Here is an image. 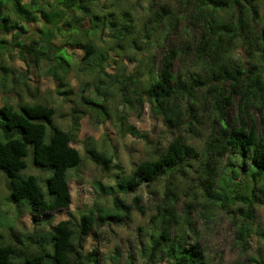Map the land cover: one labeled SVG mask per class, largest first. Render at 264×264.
<instances>
[{"label":"clouds","instance_id":"1","mask_svg":"<svg viewBox=\"0 0 264 264\" xmlns=\"http://www.w3.org/2000/svg\"><path fill=\"white\" fill-rule=\"evenodd\" d=\"M50 2L52 8L49 11L59 13L60 16L55 27H59L66 20L70 21L73 15H83L75 10L63 9L55 0ZM101 4L108 7L102 9ZM145 4L150 11L143 7ZM38 6L46 7L44 4ZM89 6L93 12L102 17L106 12H115L117 19L121 11H130L132 23L129 26V34L122 38L119 35V28L116 30L105 28L106 34L112 32L110 41L96 45L95 52L84 63L77 64L73 61L70 69L60 72L64 87L72 89L73 95L69 99L75 102L74 105H65L61 111L68 112L71 107L84 108L80 102L82 96L97 99L104 106L103 110L84 109L85 115L79 119L99 122L112 133L111 147L115 149L112 165H119L120 168L117 171L115 167H111L108 175L120 176L121 182L136 171L134 165L139 166L144 161L155 159L157 153L164 154L168 151L169 145H183L188 153L182 163L165 172L162 177H157L153 183L141 185L136 192L121 197L129 209L125 214L128 219L121 225L95 226L104 237L100 248L104 264H130V254L132 264H170L169 249L179 250L180 246L188 248L193 244L201 245L211 264L219 257L214 233L218 230L217 225L222 226L221 221L233 223L230 236L244 226L250 229L249 234L252 236L246 250L236 247L226 259L234 258L239 264H264V237L256 235V233H264V212L258 220L246 221L243 216L234 214L237 208L244 205L227 203L223 209H214L212 216L214 224H206L203 216L204 206L208 201L201 199L202 189L210 191L205 183L203 171L205 161H208L209 168L214 166L218 171L223 172L230 158L227 153L222 158L213 157L209 147L220 135L219 124H213V118L208 112L214 99V95L212 97L208 95V90L213 87L210 78L218 69L231 72L239 68L241 72L244 71L246 58L241 52V39L237 38L231 46L226 45L218 50L214 57L208 54L200 60H194L191 54L184 50L185 44L191 42L190 17L195 15L191 6H185V0H94ZM161 6L170 8L171 12L157 17L154 14L158 13ZM177 21L182 29L177 39V60L174 62L175 67L171 70V75L165 76L164 57L169 51L165 35H171ZM104 23H107L106 19ZM121 23L127 25L128 22L121 21ZM257 23L264 27V11L261 12ZM145 36L149 39L146 40ZM81 40L89 43L86 34H81ZM133 41L136 42L139 51L133 48ZM114 44H122L123 51L115 49ZM126 57L131 62L126 60ZM36 78L45 80V87H51L50 76L41 75ZM199 83H204L203 89L194 88V85ZM156 85L160 86L155 87ZM93 89L100 93L99 97L93 95ZM35 91L36 88L33 86V92ZM152 95L161 97L157 101L160 107L153 105L151 100L147 99ZM12 103L14 105L15 101L13 100ZM146 104L150 107V112H145ZM149 116L154 118L151 126L146 123ZM216 119L218 120V117ZM166 121L173 127L170 128ZM65 124L67 125V121ZM130 125L136 126L134 133ZM152 126L155 127V131L152 130ZM94 143L95 141L92 144L81 142L82 147L88 148L93 147ZM103 143L104 151H108L109 141L106 139ZM213 160H215L214 165ZM89 170L92 171L93 179L113 183L111 179H105L100 167L89 165ZM181 172L184 174L181 175ZM198 182H200L199 187ZM228 182L232 188V191L226 193L229 200L233 195L243 194L242 181L233 184L229 179ZM166 190L176 197L175 204L171 199L161 201L159 196L146 194L147 192L164 193ZM111 195L121 194L113 192ZM110 199L111 196L95 199L97 207L102 208L103 211L93 214L104 215L113 211ZM135 199H139V203H135ZM93 202V200L87 202L88 210H92ZM185 204L189 205L187 214ZM172 208H175L174 216L171 212ZM165 209L169 211L165 213L163 211ZM229 210L232 215L228 214ZM33 231L31 227L28 228L29 234ZM161 235L167 236L163 242L159 239ZM78 236L79 232L74 231L71 240L74 245ZM141 243L144 245L143 254H141ZM153 245L156 246V255H152ZM84 250V253H81L82 257L91 251L87 242L84 244ZM114 250L120 253L119 259L115 257ZM159 256L164 257L163 261L158 258Z\"/></svg>","mask_w":264,"mask_h":264},{"label":"trees","instance_id":"2","mask_svg":"<svg viewBox=\"0 0 264 264\" xmlns=\"http://www.w3.org/2000/svg\"><path fill=\"white\" fill-rule=\"evenodd\" d=\"M62 1L67 8L83 14L89 13V5L94 2L92 0ZM3 2L4 0H0V3ZM12 2L16 3V9H18L20 0H12ZM189 6L195 12V15L190 17V26L196 35L190 36L191 42L185 44L184 50L190 53L194 60H200L208 54L214 57L218 50L226 45L231 46L237 38L242 41L241 52L246 58L243 72L239 68L231 72L218 69L210 78L213 87L208 90V95L210 97L214 95V99L209 107V114L212 115L213 124H219L220 135L209 147L213 157L222 158L227 153L230 158L223 172L218 171L214 166L209 168L208 161H205L203 171L205 183L210 191L202 189L201 199L208 201L205 205L208 209L224 208L227 203L244 205L237 208V211L248 218V220L245 219L246 221H251L255 215V204L259 199L264 200V27L257 23L261 12L264 11V2L262 0H243V2L242 0H190ZM160 8L164 10L165 7ZM110 15L112 21L108 22V29L119 28L121 38L128 35L129 26L132 23L130 13L121 11L119 19L113 16V12ZM155 15L159 17L163 14L158 12ZM121 18L122 21L128 22L127 25H119ZM0 23L2 28L9 23L12 27L19 26V29L24 30L23 26L14 20L11 21L3 13L0 14ZM50 33V31L45 32L48 36L42 42L32 39L28 43H19L20 55L24 60L26 56L31 57L32 61L39 66L40 61L50 58L49 54L53 50L52 60L55 63L47 72L58 78L62 85L64 82L60 72L69 69L70 63L65 52L59 48L54 49L51 45L48 39ZM109 34L112 36V32ZM177 39L168 44L169 51L164 57L165 76L171 75L174 61L177 60ZM83 48L85 53L81 60L85 62L95 52V46L86 43ZM194 88L203 89L204 83L196 84ZM59 92L66 93V91ZM185 95H187L186 91ZM234 97L239 100L238 110L234 118L228 120L226 110L232 105ZM147 99H150L153 105L160 107L157 104V101L161 99L160 96L152 95ZM83 100L98 105L92 100L85 98ZM249 108L254 111V118L250 117ZM54 113L52 106L42 102H24L18 106L5 102L0 106V171L5 176L8 199L26 204L29 213L35 218L46 212L69 206L71 195L68 170L77 168L81 162L79 151L70 144L73 140L72 133L51 124ZM77 123V120L73 122L75 125ZM166 123L170 128L173 127L170 122L166 121ZM47 125H51V132L48 141H45ZM130 128L134 133V127ZM13 129L17 130L18 134L14 135ZM29 144L32 147L33 164L49 171L44 179L45 189L39 185L40 179L37 175L20 174V171L27 166L25 157ZM87 153L104 169L111 162L110 157L105 156L95 147L87 148ZM187 155L185 146L169 145L168 151L164 154L157 153L155 159L144 161L139 166L134 165L136 171L131 177L124 178L123 182L120 179L116 189L111 187L108 189L110 193H118L117 189L128 192L134 191L142 183L149 185L157 177H162L165 172L176 167L178 163H182ZM214 164L215 160H213ZM183 174L181 172V175ZM229 179L233 184L243 182V194L233 195L231 200L226 196L227 192L232 191ZM199 184L200 182L198 187ZM99 187L102 189L100 185ZM156 194L161 201L171 199L175 204L176 197L167 190ZM137 201L138 199L134 200L135 203ZM111 207L113 211L104 215L93 214L103 211L100 207L86 209L75 221L63 219L50 225L47 231H36L31 241L33 246L23 241L4 240L0 236V264H103L98 259L95 249H91L83 257L81 253L85 251L84 244L87 236L96 225L118 223L123 217H127L125 214L129 209L120 196H112ZM184 208L187 214L189 205L185 204ZM163 211L167 213L169 210ZM85 212L87 214H84ZM171 212L174 216L175 208H172ZM74 231L79 232L75 245L71 242ZM249 233L250 229L247 226L235 232V243L242 250H246L249 246ZM256 234L264 237V233ZM159 239L163 242L167 236L161 235ZM143 247L141 243V254H143ZM153 249L152 255H156L155 245ZM169 253L170 264H209L199 244H193L188 248L180 246L179 250L169 249ZM158 258L164 259L163 256ZM129 262H132V257L129 258Z\"/></svg>","mask_w":264,"mask_h":264},{"label":"rangeland","instance_id":"3","mask_svg":"<svg viewBox=\"0 0 264 264\" xmlns=\"http://www.w3.org/2000/svg\"><path fill=\"white\" fill-rule=\"evenodd\" d=\"M55 2L60 3L63 9L73 10L67 8L62 0H55ZM189 2L190 0H185L186 7L189 6ZM39 4H44L46 7H39ZM100 7L103 9L108 7V5L101 4ZM143 7L150 11L147 4L143 5ZM51 8L52 2H50V0H20L18 9H16V3H13L12 0H4L3 3H0V14H6L11 21L14 20L19 23V25L24 27V30L22 31L19 29V26L12 27L11 24L7 23L5 28H2L0 23V83L2 84H0V106L5 102L13 104V100L15 101V106L24 102H42L52 106L55 113L51 124L57 125L65 130L71 126L69 131L72 133L73 140L70 144L76 148L81 155L80 165L77 168H70L68 170V185L71 195L69 206L67 208L57 209L53 212H46L37 218L33 217V215L29 213L26 204L22 202H13L8 199V189L6 187L5 176L0 171V236L4 240L10 239L15 242L23 241L29 245L31 244V246H33L31 241L32 238L35 237L36 231L43 232L45 229H48L50 225H53L63 219L77 220L80 213L88 209L87 202L89 200L94 201L92 208L97 207L95 199L102 197L111 196V203V194L113 192L110 193L108 188L111 187V189H116V184L121 179L118 175H108L111 167H115L117 171H119L120 168L119 165H112V157L115 156V149L111 147L110 136L112 133H110L107 127L101 126L99 122H89L88 120L79 119V117L85 115L84 109L90 108L93 110H103L104 106L100 104L97 99L85 98L82 96L80 102L84 105V108L71 107L68 112L61 111L65 105H74L75 102L69 99V97L73 95L72 89H66L64 84L61 85L59 83L58 78L53 77L47 72V70L53 67L55 63L52 60L54 51L51 50L49 54L50 58H45L40 61L39 66H37L32 61L31 57L26 56L25 60L21 58L18 45L23 42L28 43L32 39L42 42L48 36L45 32L50 31L51 33L48 39L50 40L51 45L54 49L59 48L65 52V56L70 63V69L73 65V61L77 64L84 63L83 60H81L83 55H79L81 52L83 54L85 53L83 45L86 44L82 42L81 34H86L89 43L93 44L95 47L96 45H103L105 42L112 39V36L109 33H105V28L108 29V22L110 23L112 21L110 19V13L112 12H106L104 14L105 16L102 17L93 12L92 8L89 6V13L83 14L82 16L73 15L70 21L66 20L61 23L59 27H55L56 23L60 19V16L59 13L50 12L49 10ZM125 11L130 13L132 17V13L130 11ZM158 12L165 15L170 13L171 9L164 8V10H162V8H160ZM89 14H91L90 18ZM113 16L117 18L115 12H113ZM105 19L107 20L106 24L104 23ZM120 21H122V18ZM121 24L122 23L119 22V25ZM181 31L182 29L177 21L175 27L172 28L171 35H167L165 38L167 45L170 41H175L176 38L179 37ZM189 35H196V33L191 30ZM145 39L147 40L149 37ZM132 46L137 51L140 50L135 41H133ZM113 47L118 51H123L122 44H114ZM109 51H111V49H109ZM125 59L129 60L127 57ZM153 59L155 60L156 57ZM129 62L131 61L129 60ZM113 64H115V62H113ZM173 67H175V63L173 64ZM41 75L44 77H51V80L49 81L51 87H45V80L36 78ZM24 80L27 82H23ZM33 86L36 88L35 92H33ZM59 91H66V93L62 94ZM92 93L94 96H100V93L96 89H93ZM83 98L92 100L98 103V105L85 102ZM238 106L239 100L237 97H234L232 105L226 110V117L228 120H232L234 118L237 113ZM144 110L145 112L151 111L147 104L145 105ZM248 112L250 113V117H255L252 109L249 108ZM153 119V117L149 116L146 123L151 126ZM76 120L78 122L77 125L73 124ZM65 121H67V125L65 124ZM130 127H134L136 130L135 125H130ZM152 130L155 131L154 126H152ZM12 132L15 133L14 135L18 134V131L15 129H13ZM50 132L51 125H47L44 136L45 141H48ZM106 139L109 141L108 151H104L103 141ZM93 141H95L93 147H95L96 150L111 158V162L105 169L100 163L93 161L88 156V147H82L81 142L84 144H92ZM25 160L27 166L24 170L20 171V174L37 175L40 179L39 185L42 189H45L44 179L48 175L49 171L33 164L32 147L30 144L28 145V152ZM89 165H96L100 167L105 174V179H111L113 183L109 184L106 183L105 180L93 179L92 171L89 170ZM48 169L50 170L49 167ZM99 185L102 189H100ZM141 185L145 184H140L134 191L127 192L120 189L117 190L118 193L121 194L120 197H122L125 194H132L136 192ZM146 194L153 197L158 196L155 192H147ZM137 203H139V199ZM204 208L205 212L203 218L205 219L206 224H214V221L212 220L214 209H223L222 207L208 209L205 206ZM262 212H264V200L259 199L254 207V219L251 221L258 220ZM228 214L232 215L233 213L229 210ZM234 214L244 217V215L237 211V209ZM126 219H128V217H123L120 222H110L108 225L115 227L121 225ZM244 219L248 220V218L245 217ZM221 223L222 226L217 225L216 227L218 230L214 233L215 241L218 245L217 251L219 253V257L218 259L212 261L211 264H239V262L234 258L226 259V257L231 255L232 251L238 247L235 243V233L231 236L229 235L232 233L234 225L232 222L224 223L221 221ZM29 227L34 230L32 234L28 233ZM138 231L140 230L138 229ZM87 238L86 242L88 243L89 248L96 250L98 259L104 264L103 255L100 252V248L104 241L103 235L97 230V227H95ZM251 239L252 236L250 235L249 242ZM114 254L117 256V259H119L120 253L114 250ZM129 256L132 257L131 254ZM207 261L210 264L208 258ZM130 264H132V262Z\"/></svg>","mask_w":264,"mask_h":264}]
</instances>
